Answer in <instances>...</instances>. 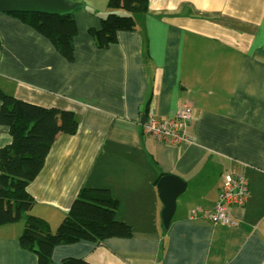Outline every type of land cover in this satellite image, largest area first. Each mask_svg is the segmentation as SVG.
Masks as SVG:
<instances>
[{
	"label": "crops",
	"instance_id": "0c3cea01",
	"mask_svg": "<svg viewBox=\"0 0 264 264\" xmlns=\"http://www.w3.org/2000/svg\"><path fill=\"white\" fill-rule=\"evenodd\" d=\"M72 1L83 4L73 61L0 13L1 88L79 120L76 133L57 136L29 184L32 211L54 231L83 187L105 188L133 234L58 245L51 264H264V0H150L134 14L136 28L106 48L90 29L110 12L108 0ZM181 105L193 109L194 142L171 146L144 134V116L169 117ZM11 140L0 124V149ZM231 168L245 171L250 186L246 205L231 209L238 225L192 219L193 208L215 207ZM164 174L187 183L168 228ZM14 224L0 225V264H39Z\"/></svg>",
	"mask_w": 264,
	"mask_h": 264
},
{
	"label": "trees",
	"instance_id": "16d2710c",
	"mask_svg": "<svg viewBox=\"0 0 264 264\" xmlns=\"http://www.w3.org/2000/svg\"><path fill=\"white\" fill-rule=\"evenodd\" d=\"M150 0H108L110 12L99 28L90 33L101 48L118 41L120 31L136 28L134 14L148 11ZM49 14L12 13L49 38L68 60H74V39L78 33L75 12ZM124 10L128 14L120 15ZM0 124L10 129L12 140L0 149V225L25 217L19 238L24 249L33 251L39 264H51L56 246L81 240L102 242L107 238H129L130 224L117 218L118 200L105 188L83 187L54 232L50 222L32 213L35 198L29 184L40 173L46 156L60 133L74 134L79 120L72 110L37 105L7 93L0 86ZM61 264H91L81 257H66Z\"/></svg>",
	"mask_w": 264,
	"mask_h": 264
},
{
	"label": "built area",
	"instance_id": "2783aa9c",
	"mask_svg": "<svg viewBox=\"0 0 264 264\" xmlns=\"http://www.w3.org/2000/svg\"><path fill=\"white\" fill-rule=\"evenodd\" d=\"M192 120L193 109L188 105H181L174 114L165 118H158L150 112L143 123V132L171 146L192 143L196 140L190 133ZM222 178L215 207L212 210L202 207L193 208L190 212L192 219L207 218L214 224L238 225L231 209L234 206L243 207L248 202L250 196L248 177L245 171L231 168L223 172Z\"/></svg>",
	"mask_w": 264,
	"mask_h": 264
},
{
	"label": "water",
	"instance_id": "95a60500",
	"mask_svg": "<svg viewBox=\"0 0 264 264\" xmlns=\"http://www.w3.org/2000/svg\"><path fill=\"white\" fill-rule=\"evenodd\" d=\"M79 5V2L72 0H0V13L41 12L65 14L74 11ZM146 119L147 116H144L143 122ZM158 186L164 204L162 219L165 227L168 228L176 211L177 199L186 191L187 183L178 175L164 174L159 179Z\"/></svg>",
	"mask_w": 264,
	"mask_h": 264
},
{
	"label": "rangeland",
	"instance_id": "374dc122",
	"mask_svg": "<svg viewBox=\"0 0 264 264\" xmlns=\"http://www.w3.org/2000/svg\"><path fill=\"white\" fill-rule=\"evenodd\" d=\"M118 13L120 14V15H123V14H128V12H126V11H124V10H120V11H118ZM32 213H34V211H32ZM15 224V226H19L20 228H23L24 229V225H25V217L23 216V218L21 219V220H19V221H16V222H14ZM13 226V225H12ZM56 231V229L54 230V232Z\"/></svg>",
	"mask_w": 264,
	"mask_h": 264
}]
</instances>
